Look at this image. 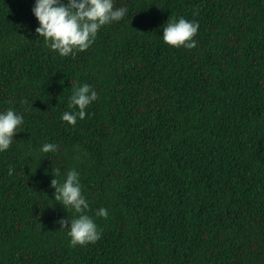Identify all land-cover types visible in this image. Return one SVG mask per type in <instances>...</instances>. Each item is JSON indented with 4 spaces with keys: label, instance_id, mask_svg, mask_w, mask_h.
<instances>
[{
    "label": "trees",
    "instance_id": "obj_1",
    "mask_svg": "<svg viewBox=\"0 0 264 264\" xmlns=\"http://www.w3.org/2000/svg\"><path fill=\"white\" fill-rule=\"evenodd\" d=\"M33 4L0 0V110L23 116L0 152V264H264V0H114L126 14L63 57ZM180 16L192 48L162 40ZM71 82L98 94L74 125ZM52 168L79 172L96 242L55 223L75 213Z\"/></svg>",
    "mask_w": 264,
    "mask_h": 264
},
{
    "label": "clouds",
    "instance_id": "obj_2",
    "mask_svg": "<svg viewBox=\"0 0 264 264\" xmlns=\"http://www.w3.org/2000/svg\"><path fill=\"white\" fill-rule=\"evenodd\" d=\"M38 21L35 32L43 38V43L60 56L75 55L76 51L87 49L94 41L98 30L109 23L119 21L127 12L125 6H114V0H34L31 8ZM198 21L180 16L168 19L163 28L162 40L170 46L192 48L197 41L193 39L198 31ZM69 109L63 111L60 119L74 125L77 119H84L87 106L97 99V91L88 83L71 82ZM23 122L21 113L9 107L0 110V152L7 150L14 133ZM57 144L43 142L40 153L57 151ZM58 168H52L53 178L50 186L54 189L55 201L74 211L72 216L58 217L55 223L67 229L71 246L96 242L101 232L92 216L87 214L89 204L82 193L79 172L75 168L66 170L63 179L58 180ZM13 172L9 166L8 174ZM100 217H107L108 210L101 206L95 210Z\"/></svg>",
    "mask_w": 264,
    "mask_h": 264
}]
</instances>
